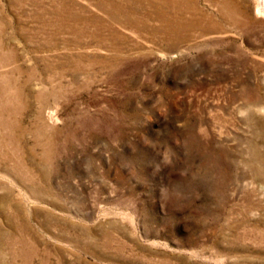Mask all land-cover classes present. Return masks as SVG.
Listing matches in <instances>:
<instances>
[{"label":"rangeland","instance_id":"1","mask_svg":"<svg viewBox=\"0 0 264 264\" xmlns=\"http://www.w3.org/2000/svg\"><path fill=\"white\" fill-rule=\"evenodd\" d=\"M0 264H264L254 0H0Z\"/></svg>","mask_w":264,"mask_h":264},{"label":"bare ground","instance_id":"2","mask_svg":"<svg viewBox=\"0 0 264 264\" xmlns=\"http://www.w3.org/2000/svg\"><path fill=\"white\" fill-rule=\"evenodd\" d=\"M254 11L257 16L264 17V0H254Z\"/></svg>","mask_w":264,"mask_h":264}]
</instances>
